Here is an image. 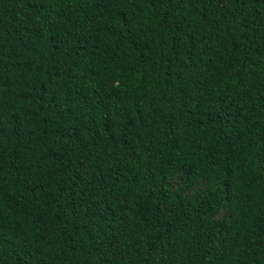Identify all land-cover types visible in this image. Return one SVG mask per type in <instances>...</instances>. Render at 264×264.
<instances>
[{
	"label": "trees",
	"instance_id": "16d2710c",
	"mask_svg": "<svg viewBox=\"0 0 264 264\" xmlns=\"http://www.w3.org/2000/svg\"><path fill=\"white\" fill-rule=\"evenodd\" d=\"M0 264H264V0H0Z\"/></svg>",
	"mask_w": 264,
	"mask_h": 264
}]
</instances>
